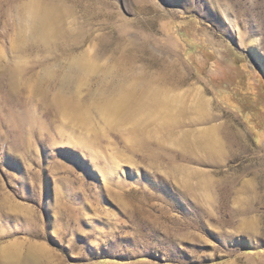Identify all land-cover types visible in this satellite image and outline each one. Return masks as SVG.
<instances>
[{"label":"rangeland","instance_id":"1","mask_svg":"<svg viewBox=\"0 0 264 264\" xmlns=\"http://www.w3.org/2000/svg\"><path fill=\"white\" fill-rule=\"evenodd\" d=\"M129 87L209 119L104 114ZM212 125L221 161L188 158L175 139ZM0 264H264V0H0Z\"/></svg>","mask_w":264,"mask_h":264},{"label":"bare ground","instance_id":"2","mask_svg":"<svg viewBox=\"0 0 264 264\" xmlns=\"http://www.w3.org/2000/svg\"><path fill=\"white\" fill-rule=\"evenodd\" d=\"M30 16L31 23L36 34L45 36L53 30L54 11L51 10V8L39 7L38 5L33 6L30 11ZM198 99V106H196L191 111H187L186 106L183 105L181 99L169 96V94L166 93H162L157 88L147 90L146 92L142 89L139 90L135 87H129L126 91L123 90L117 94L115 98H108L106 100L103 113L111 116L116 112L121 111L126 115L127 118L132 120H137L135 118L138 115L145 114L152 117V119L157 120L160 128H167L168 130L172 131L175 127L180 125V121L184 120V118H187V115L190 114L194 115L195 113L198 117V122L209 119V114L206 108L207 102L205 98L199 97ZM218 130L219 127L212 125L204 130L202 129L197 131L195 135L185 132L179 138H176L175 142L183 149V151H186L188 158L194 157L199 163L202 164L219 163L224 155V148L220 142H218ZM234 139H236V149L239 150L240 134L238 132H234ZM154 157L155 154L152 153L149 157L151 158V162L152 159H155ZM174 168H176V166H174ZM181 168L182 167H180V170H182L181 174H185L186 172H183L184 170L186 171L185 167L183 168L184 170ZM188 169L189 168H187V172L189 171ZM186 174L184 175L185 177L182 175L183 178H186ZM187 175L189 177L195 176L199 179V183H197L198 186L196 185V188L198 187L199 190L206 193L209 188L212 189L210 186L211 182H209L210 179L203 171L200 172L192 170V172ZM234 179L236 183L233 188L235 213L237 218L242 217L237 221V225L241 227L243 231L251 234L255 229L253 221L249 218V195L251 191V183L250 181H243L241 183V181H236V178ZM187 181L188 186L186 185V190L190 186V178L187 179Z\"/></svg>","mask_w":264,"mask_h":264}]
</instances>
